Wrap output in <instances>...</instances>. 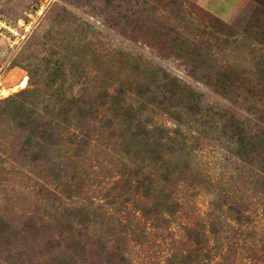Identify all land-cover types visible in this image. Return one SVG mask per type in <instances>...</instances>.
Here are the masks:
<instances>
[{"label":"rangeland","instance_id":"374dc122","mask_svg":"<svg viewBox=\"0 0 264 264\" xmlns=\"http://www.w3.org/2000/svg\"><path fill=\"white\" fill-rule=\"evenodd\" d=\"M169 81L204 110L179 181L129 196L148 171L125 156L122 126L71 158L67 101L71 116L108 83L138 102ZM148 115L186 138L203 122ZM69 161L67 187L57 168ZM0 222V264H264V0H0Z\"/></svg>","mask_w":264,"mask_h":264},{"label":"trees","instance_id":"16d2710c","mask_svg":"<svg viewBox=\"0 0 264 264\" xmlns=\"http://www.w3.org/2000/svg\"><path fill=\"white\" fill-rule=\"evenodd\" d=\"M167 86H162L164 90L162 92L158 91V88L152 91H143V94L150 96V98H144L137 102L131 97L126 98V94L121 90L113 88L111 89L112 92H109V88H112L113 85L108 83L106 84V88L108 89H98L96 91V98L89 99L84 97L80 100L78 99L76 103L78 102L77 104H79L80 110L76 112L79 113L71 116L69 114L73 110L71 104L73 101H67L63 105L65 107L62 112L68 117L62 116L58 122L63 126L71 125L76 130V133L71 135L73 137L71 140H65V143L67 142L72 147L73 154L71 158H78L82 153H85L92 145V142L97 141L106 132V129L110 130L113 127L122 126L128 133L122 139L125 141L123 143L125 156L128 158L132 157L133 159L139 158L142 169L148 171L144 178H132L128 180L129 183L134 184V190L131 191L129 196L137 198L142 192L152 193L155 190L159 192L164 191L169 184H174V182L179 181L190 170L195 147L204 140V114L200 115L202 112L204 113V110H202V103L198 96L194 98L191 94L186 93L184 88H179L176 81H169ZM220 87L224 90L231 91V86L221 84ZM176 95L178 96L175 101L172 98H175ZM157 96H161L162 99ZM98 99V102L92 101ZM153 109H161V111L168 110L174 113L176 115L174 119L177 124L181 122V119L190 121V117L192 118L193 115H200L199 118L203 119V122L199 123L201 130L199 132L195 131L194 134L196 135L186 138L181 134L179 125L171 133L168 130L162 129L160 126L148 128V118H150L148 113L152 115ZM105 114L109 116L106 117ZM101 116H103L101 129L96 133V129H91L90 124L101 122V120H98ZM60 128L62 129V127ZM191 128L188 127L187 130ZM55 129L57 130V126ZM53 137L57 138L59 134L52 132L46 138L42 137V141L47 142L49 145L55 144ZM69 162H65L61 167L57 168V179L64 180L60 184L67 187L76 180V176L71 175L73 173L71 168L74 166V163ZM125 194L123 190H120L119 194L112 196L109 204L119 205V200ZM57 208L59 206H56ZM61 210L64 211V208H61ZM74 210L77 212L76 209ZM79 213L80 215L77 218L73 217L67 223L80 225V216L83 214L89 215L88 212H82V210ZM91 226L95 227V223L92 222ZM6 229L0 222V233H4ZM66 231L70 232L69 229ZM109 233L115 239V241L112 240V244L109 246L110 249L122 253L123 249L118 246L120 243L121 245H125L123 238H119L122 231L113 227L109 230ZM109 242L107 239L105 244L109 245ZM69 252L73 255L76 254L73 247L69 249ZM67 258L68 254L64 258H61L57 264H69ZM115 264H127L126 259L118 257V263Z\"/></svg>","mask_w":264,"mask_h":264},{"label":"crops","instance_id":"0c3cea01","mask_svg":"<svg viewBox=\"0 0 264 264\" xmlns=\"http://www.w3.org/2000/svg\"><path fill=\"white\" fill-rule=\"evenodd\" d=\"M230 13V12H229Z\"/></svg>","mask_w":264,"mask_h":264}]
</instances>
